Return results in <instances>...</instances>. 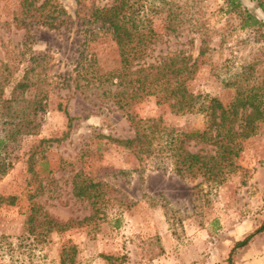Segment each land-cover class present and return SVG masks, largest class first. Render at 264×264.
<instances>
[{"label": "rangeland", "instance_id": "obj_1", "mask_svg": "<svg viewBox=\"0 0 264 264\" xmlns=\"http://www.w3.org/2000/svg\"><path fill=\"white\" fill-rule=\"evenodd\" d=\"M56 1L66 8L72 24L59 29L33 25L26 30L13 21L19 0H0V76L12 73L2 95L10 96L23 73L20 52L26 33L31 35L32 51L47 54L51 81L37 134L18 137L13 166L0 178V195L17 197L14 205L0 204V264H60L62 246L71 244L77 248L75 264H228L236 241L264 222V122L244 140L237 159L240 168L221 184L180 177L167 159L139 162L110 139L131 137L133 128L127 115L103 94L109 86L78 77L90 58L96 62L87 67V78L119 66L110 36H85L98 27L89 19L92 6L111 0ZM241 1L264 21L256 1ZM197 2L190 14L209 30L210 50L187 86L195 94L228 104L235 90L225 85L226 80L254 54L261 56L264 67V38L258 41L250 28H240V20L226 12L223 0ZM152 21L159 34L155 56L180 50L197 56L200 38L190 24L172 33L165 30L164 15L152 16ZM34 91L29 89L24 96L32 97ZM129 111L138 118L161 117L166 126L186 132L205 125L203 113L174 114L167 104H157L154 96L135 103ZM2 118L0 112V134L5 133ZM41 139L47 141L41 143ZM78 173L105 184L109 201L101 209L93 208L88 198L74 195L72 181ZM39 186L42 191L37 193ZM32 193L41 213L62 221L92 218L84 226L51 232L37 243L25 229ZM104 255L113 258L108 261ZM231 258L233 264H264V230L235 249Z\"/></svg>", "mask_w": 264, "mask_h": 264}, {"label": "trees", "instance_id": "obj_2", "mask_svg": "<svg viewBox=\"0 0 264 264\" xmlns=\"http://www.w3.org/2000/svg\"><path fill=\"white\" fill-rule=\"evenodd\" d=\"M198 0H111L109 4L93 5L89 14L91 22L98 24L97 30L88 31L85 36L96 37L98 33L110 36L118 54L119 66L104 72L90 73L96 60H85L78 70V77L97 85H108L103 91L117 109L127 115L133 135L126 138H110L114 143L131 151L139 162L148 158L167 159L174 173L180 177L198 178L205 182L221 184L236 172L243 142L256 134L264 122V67L258 54L243 64L230 76L225 85L235 90L234 98L224 104L216 97L195 94L189 90L187 82L194 78L200 65L206 62L210 50L211 34L203 24L194 20L191 8ZM226 12L240 20V28H250L252 35L260 41L264 38V21L257 18L241 0H223ZM256 1L264 11V0ZM164 15V27L176 33L185 24H190L199 34L200 43L197 56L183 51H170L155 56V43L159 34L154 29L152 16ZM18 27L26 30L33 25L59 29L73 23L66 8L56 0H19L18 13L13 17ZM95 30V31H94ZM28 32V31H27ZM87 38V37H86ZM31 35L25 34L20 52L25 67L22 75L14 82L9 97L4 93V84L11 83L9 76H0V112L5 125L0 134V178L13 166L14 144L21 135L37 134L39 115L48 106L51 81L48 76L47 54H35L31 48ZM28 52V55H26ZM83 59V56H80ZM86 59V57H84ZM6 67H8L6 65ZM113 86V88H112ZM33 88L34 94L27 98L25 92ZM154 96L157 104H167L174 114L200 112L205 116L201 130L186 132L166 126L161 117L138 118L129 111L130 107L146 97ZM64 113L68 117L67 109ZM41 139L40 142H46ZM196 146L194 150L192 147ZM33 156L29 157L30 171ZM73 193L79 198H88L96 210L108 202L105 184L82 177L78 173L73 181ZM39 186L37 193L41 192ZM35 193L28 194L31 200L30 212L25 219L26 231L33 235L37 243L45 241L51 232H63L77 226H84L91 220L86 216L80 220L66 221L39 210L32 200ZM17 197L0 195V204L14 205ZM264 230V222L242 240L236 241L230 251L228 264H233L231 254L237 248L247 245L252 236ZM77 248L74 244L62 246L60 264H75ZM111 261L113 256H103ZM114 262H112L113 264ZM115 264V263H114Z\"/></svg>", "mask_w": 264, "mask_h": 264}]
</instances>
